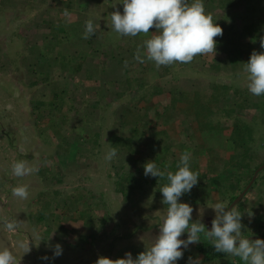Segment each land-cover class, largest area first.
<instances>
[{
  "label": "rangeland",
  "instance_id": "374dc122",
  "mask_svg": "<svg viewBox=\"0 0 264 264\" xmlns=\"http://www.w3.org/2000/svg\"><path fill=\"white\" fill-rule=\"evenodd\" d=\"M232 1L203 0L213 21L238 36L227 45L228 51L218 43L215 56L197 55L189 65L174 63L172 74L158 77L156 71L149 70V61L135 59L136 43L144 47V41L157 30L127 36L125 45L130 46L125 47L120 41L123 36L112 29L111 13L119 10L123 14L122 0H0V250L8 248L16 264H95L100 256L115 260L125 258L127 252L135 259L152 245L167 211L160 192L162 180L145 176L144 165L153 161L159 169L160 165L173 169L174 162L188 152L196 156L195 162L204 173L206 154L202 148L210 147L219 168L225 167L224 162L234 154L227 137L233 120L220 117L224 127L204 134L195 121L176 118L174 113L165 122L158 115L162 104L167 103L168 89L157 95L150 92L153 86L165 89L177 85L209 94V85L215 83L231 87L230 94L235 89L237 100L248 95L251 107L234 115L252 126L249 153L253 171L264 162V101L249 92L248 73L244 71L253 50L264 52L259 40L244 31L255 19L258 33L264 35V0ZM250 4L256 8L248 10ZM65 10L69 15H64ZM89 19L96 33L84 39L85 21ZM48 22L55 23V33L63 38L50 37ZM50 38L56 43L49 50L44 70L39 71L34 64L49 47ZM235 48L239 59L226 62L227 54ZM212 59L220 60L218 68ZM147 65L148 74L143 72ZM111 80L114 84L109 86ZM138 80L143 82L141 88ZM54 91L68 100L59 112L51 116L45 106L34 108L38 100L50 101ZM141 95L145 98L138 101ZM256 104L263 109L255 108ZM148 111L153 116L148 118ZM126 137L132 138L131 142H125ZM113 148L117 155L106 159ZM20 160L38 171L16 177L12 165ZM239 171L248 183L250 174L245 169ZM131 175L139 179L135 185L140 186L124 198L116 187L131 180ZM22 185L28 186L27 199L12 194L13 187ZM242 185L243 189L246 185ZM41 197L47 198V204ZM73 198L87 203L93 215L90 222L95 224H83L80 215L86 209L81 202H72ZM178 202L193 207L190 223L201 219L208 230L215 217L211 206L218 202L229 205L215 184L202 178ZM236 205L243 214V236L253 233L260 237L264 233V169ZM41 210L53 215V221H36ZM250 211L252 218L247 214ZM13 220L19 226L9 231L5 222ZM180 239L186 240L187 233ZM57 243L63 251L53 258ZM28 245L30 251L26 253ZM182 251L183 257L176 264L189 257L201 260L194 244ZM45 256L48 259H42ZM201 264L245 262L228 255L223 261L201 260Z\"/></svg>",
  "mask_w": 264,
  "mask_h": 264
},
{
  "label": "clouds",
  "instance_id": "9594fccd",
  "mask_svg": "<svg viewBox=\"0 0 264 264\" xmlns=\"http://www.w3.org/2000/svg\"><path fill=\"white\" fill-rule=\"evenodd\" d=\"M121 3L123 14L119 10L111 13L112 29L121 36L135 37L141 33L148 34L149 29L155 27L157 31L144 41V47L146 59L154 62L157 69L177 62L190 63L197 55L215 56L217 41L214 38L222 36L223 29L213 21L211 13H206L203 0H191V3L189 0H122ZM64 15H69L67 10ZM95 33L94 22L86 20L83 38L89 39ZM260 47L264 49V37L260 38ZM135 59L140 63L145 62L139 48ZM244 64V71L248 73L249 92L255 96L264 95V52L253 50L249 61ZM116 155L117 151L113 148L106 159L112 160ZM190 156L188 152L181 155L175 173L161 171L153 161L144 165L145 176L162 178L166 175L168 181L160 189L162 203L167 205V211L152 245L145 247L135 259L127 252L125 258L115 260L100 256L95 264H176L183 257L182 249L200 242L201 234L211 241L216 252L239 257L245 264H264V239L249 240L243 236V214L237 210V205L230 210L226 203L218 202L211 206L215 211L211 230L205 227L201 219L190 223L193 207L178 202L183 194L189 193L198 183L199 174L190 170ZM12 171L16 177H23L38 169L28 167L25 161L20 160L13 163ZM12 194L27 199L28 186L13 187ZM247 214L249 218L254 215L251 211ZM199 215L202 217V209ZM18 226L16 220L5 222L9 231H14ZM185 232L187 239H180ZM29 251L28 245L26 253ZM62 251V246L57 243L53 248V258L60 256ZM0 264H16L8 248L0 250ZM188 264H201V260L199 257H189Z\"/></svg>",
  "mask_w": 264,
  "mask_h": 264
},
{
  "label": "trees",
  "instance_id": "16d2710c",
  "mask_svg": "<svg viewBox=\"0 0 264 264\" xmlns=\"http://www.w3.org/2000/svg\"><path fill=\"white\" fill-rule=\"evenodd\" d=\"M240 1L247 2V3H253V0H239V2ZM231 3L233 4V1ZM251 7L256 8L255 6H251L250 4L249 8L247 9L250 10ZM216 24H218L223 29V35L217 36L214 39L217 41V44L219 43L222 45L221 46L222 50L228 51V49H226L227 45L230 42L235 41L236 37L238 36H236V33L234 31H231V28L229 27H227V29L224 28L220 22H217ZM54 25H55L54 22H48L49 33H51L50 37L56 40H58L60 36L63 38L62 35H57V33H55ZM258 25H259L258 22H255V19H254V21L249 22V24L245 27L244 31L247 32L250 37H253L252 39L259 40L260 42V38L264 37V35L262 34L260 35L258 33L259 31ZM154 28L155 27H153V29ZM126 37L127 36L120 37V39H122L120 41L122 42L123 45H125ZM53 39L51 38L49 39V42L47 44V47L48 46L49 47L47 48V50L44 51V53H42L38 57L37 61L34 64L35 68H37L39 71H43L45 68V64L48 63V58H50L49 50L56 43L55 41H53ZM129 46L130 44L125 45V47H129ZM140 46L143 47L139 43H136L135 49L136 50L138 48L140 49ZM140 53H141L142 58L146 59V48L145 47H143V51H141ZM238 54L239 53L236 52V48H235V51L233 53L229 52L227 54L226 62L230 61L232 58L239 59ZM212 60H213L212 62L213 66L215 68H218L219 64H221L220 60H216V59H212ZM146 61L148 64L147 59ZM191 63H193V61L190 63H186L185 65H189ZM132 64L133 63H130V65ZM38 67L39 68L41 67V68L39 69ZM160 69L162 70L161 73L160 72L157 73V71ZM140 70L141 68L139 69V71H137V73L141 72ZM149 70L156 71V74L158 75V77L159 75L165 76L168 74H172L171 65L161 66L159 69H157V67L155 66V63L152 61H149ZM143 72L144 73L148 72V65L145 67ZM135 78L136 77H132V79H135ZM129 80L130 78L126 80V83ZM113 81L114 80L108 81L107 84L110 86L114 84ZM137 82H138L139 88H141L143 86L142 80H138ZM211 84H212L211 86L209 85L210 87L209 94H206V91L200 92L197 89L184 88V86H182L183 88L182 87L180 88L177 85H172L169 88H165V89L162 86L161 87L153 86L150 92L160 95L161 93L164 94L165 90L168 89L167 90V96H168L167 103L162 104L163 108L161 110L163 111L159 112V114L161 115H158L160 118L163 116V119H164L163 121L165 122H167L168 118L171 117L174 113V115L176 114L177 116L176 118L180 117L181 119H189L191 121H195L200 132L204 134V133H210L211 131H214V130H219L224 127L223 126L224 124L220 121V117H224L226 120H229V119L233 120L231 125L229 126L230 133L227 137H228V140L232 144V150L234 151V154L229 157L226 163L224 162L225 167L223 169L219 168L220 165L219 163L216 162L217 156L216 155L214 156L213 149L210 147L202 148V151H204V154H206V162H205V166L203 170L204 173H201L202 172L201 168L197 166V163L195 162L196 156L194 155L190 156V170L199 174L198 180L202 178L208 183L209 182L214 183L218 194L223 198H228V201L230 203L237 196V194L240 193V191L242 190V187H243L242 184L246 185L247 183V182H244V179H243L246 175H244V173L240 172L239 170L245 169L246 173L250 174L248 178H250L253 173V169L251 168V163H250L251 157L249 153L250 144L252 143V140H253L252 126L250 125V123L241 120L237 115H234L238 110L242 111L244 109H247L248 106L251 107L250 104L252 103L251 101L252 98H250L248 95L246 96L243 95L242 98L237 100L236 98H234L235 96L233 94V92L236 94L235 89H232L233 92L231 94H233V96H231L230 92L228 91L231 87L224 85V84H218V85L215 83H211ZM147 93L149 94V92ZM52 97L53 98L48 102L44 100L36 101L34 108L38 109L42 106H45L48 109L49 115L52 116L55 112H59L60 109L63 108L64 104L65 105L68 104V100L66 98H61L59 95V92L57 91H54L52 93ZM259 97H261L262 100L264 101V95H261ZM143 98H145L144 95L139 96L138 101ZM227 98H232V100L226 101ZM216 103L217 105L220 104L218 108H217ZM261 104H256L255 108H259V107L262 108ZM70 109H72L71 105L68 106L67 110L69 111ZM167 110H170L171 112L166 113ZM147 116L148 118L153 116V112L151 114L150 111H148ZM173 120L174 119H172L171 121ZM133 126H135L134 123H133ZM124 140L125 142L126 141L131 142L132 138L126 137ZM156 141L158 142V140ZM165 146L168 147V145H165ZM195 154H200V153L195 152ZM165 155H166V152H165ZM179 163L180 161L178 160L177 162H174L173 166H175V168L173 169H168V167L166 168L160 165V170L164 171L165 173H167L168 171L173 172V170L176 172L178 170ZM130 178L131 180L126 179L127 182H124V184L119 182V184L116 187V191L119 192L122 196H124V198L125 197L129 198L131 192L135 188L138 189V187L140 186L138 185L137 187V185H135L139 181L137 177H133L131 175ZM258 178L259 177H257V179ZM155 179L156 180L161 179L162 186L168 183L166 179V175L165 177H162V178L155 177ZM41 199H42L43 204L47 202V198L41 197ZM72 200H73L72 202L74 203L76 201L81 202L79 198L77 199L73 198ZM84 203L86 202L82 201L81 205L86 210L83 212V214L80 215L85 220L83 224L84 225H88L89 223L95 224L93 222H90L93 215L92 213H90L91 209H89L87 203L85 204V206H84ZM56 204H59V203H56ZM61 206L63 205L61 204ZM51 216L53 215H50L49 212H44L41 210L40 213L36 217V221L43 223V224H48L51 220L53 221ZM67 218L68 217L65 216V219ZM250 234H253V233H249L248 235ZM260 237L261 239H264V233H261ZM194 250L196 251L197 254L201 256V260L204 262H211V261L220 262L228 258L227 254L216 252L211 241L204 238V236H201L200 242L194 244ZM183 264H188V259L184 260Z\"/></svg>",
  "mask_w": 264,
  "mask_h": 264
},
{
  "label": "water",
  "instance_id": "95a60500",
  "mask_svg": "<svg viewBox=\"0 0 264 264\" xmlns=\"http://www.w3.org/2000/svg\"><path fill=\"white\" fill-rule=\"evenodd\" d=\"M264 169V162L260 164L256 169H254L253 174L249 180V182L246 184V186L240 191V193L230 202L228 205V210H230L246 193V191L249 189V187L252 185L253 181L255 180L257 174ZM245 238H248L249 240H255L257 238L261 239V237L255 236V235H249Z\"/></svg>",
  "mask_w": 264,
  "mask_h": 264
}]
</instances>
